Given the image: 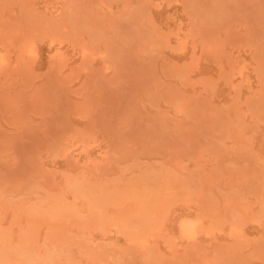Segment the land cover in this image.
Listing matches in <instances>:
<instances>
[{"label": "rangeland", "instance_id": "374dc122", "mask_svg": "<svg viewBox=\"0 0 264 264\" xmlns=\"http://www.w3.org/2000/svg\"><path fill=\"white\" fill-rule=\"evenodd\" d=\"M0 264H264V0H0Z\"/></svg>", "mask_w": 264, "mask_h": 264}, {"label": "bare ground", "instance_id": "6f19581e", "mask_svg": "<svg viewBox=\"0 0 264 264\" xmlns=\"http://www.w3.org/2000/svg\"><path fill=\"white\" fill-rule=\"evenodd\" d=\"M33 50V49H32ZM7 54V53H6ZM6 57V55H5ZM5 58H2L1 61H4ZM9 62V61H8ZM78 142V141H77ZM74 144V143H73ZM79 146V145H78ZM80 154V153H79ZM191 216V215H190ZM184 219V218H183ZM182 221V220H181ZM180 225V224H179ZM199 226V219L194 218H185L179 227H181L180 231H182L181 235L187 237H195L197 236Z\"/></svg>", "mask_w": 264, "mask_h": 264}]
</instances>
